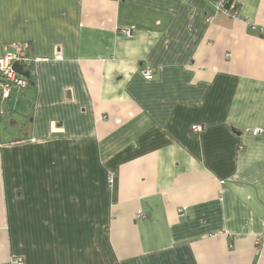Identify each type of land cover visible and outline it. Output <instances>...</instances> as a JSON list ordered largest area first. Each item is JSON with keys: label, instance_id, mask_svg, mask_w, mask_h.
Listing matches in <instances>:
<instances>
[{"label": "crops", "instance_id": "1", "mask_svg": "<svg viewBox=\"0 0 264 264\" xmlns=\"http://www.w3.org/2000/svg\"><path fill=\"white\" fill-rule=\"evenodd\" d=\"M224 1L0 0L37 91L0 264H264V0Z\"/></svg>", "mask_w": 264, "mask_h": 264}, {"label": "built area", "instance_id": "2", "mask_svg": "<svg viewBox=\"0 0 264 264\" xmlns=\"http://www.w3.org/2000/svg\"><path fill=\"white\" fill-rule=\"evenodd\" d=\"M223 4V3H222ZM221 4V10L231 16L237 17L236 9H234V4L231 3L228 8L223 7ZM124 35H130L131 29L124 28L122 30ZM30 43L27 41L21 42H11L7 43L3 46V53L0 56V97L7 98L11 92L14 90H19L26 86L27 78L18 74L15 68L13 67L14 63H17L22 66L24 70V66L29 65L30 63H35L36 59L30 54ZM55 59H61L60 54H56ZM43 60H47L48 57H42ZM153 76L151 69H147L144 73L145 79H151ZM200 125H193L192 130L194 132L201 130ZM263 129H253L252 132L255 134L261 133ZM108 181L112 182V174H108ZM138 217H144L141 211L136 213ZM263 235H259L256 237V243L258 245H262ZM4 264H25L23 259L20 257H14L10 259L7 263Z\"/></svg>", "mask_w": 264, "mask_h": 264}, {"label": "trees", "instance_id": "3", "mask_svg": "<svg viewBox=\"0 0 264 264\" xmlns=\"http://www.w3.org/2000/svg\"><path fill=\"white\" fill-rule=\"evenodd\" d=\"M231 3L234 4V9H236L237 3L232 0H225L222 6L228 8ZM33 66L34 63H30L27 66L23 65L24 70L29 73L25 87L17 91L14 90L7 98L0 97V143H12L31 137L37 92ZM16 97L28 101L26 112H20L12 107V102Z\"/></svg>", "mask_w": 264, "mask_h": 264}, {"label": "water", "instance_id": "4", "mask_svg": "<svg viewBox=\"0 0 264 264\" xmlns=\"http://www.w3.org/2000/svg\"><path fill=\"white\" fill-rule=\"evenodd\" d=\"M13 67L15 68V70L17 71L18 74H20V75H22V76L28 78V76H29L28 71L23 70V68H22L21 65H19V64H17V63H14V64H13Z\"/></svg>", "mask_w": 264, "mask_h": 264}, {"label": "rangeland", "instance_id": "5", "mask_svg": "<svg viewBox=\"0 0 264 264\" xmlns=\"http://www.w3.org/2000/svg\"><path fill=\"white\" fill-rule=\"evenodd\" d=\"M21 102H19V104L16 105V108H18V110H20L21 112H25V109L22 105L25 104V101L20 100Z\"/></svg>", "mask_w": 264, "mask_h": 264}]
</instances>
